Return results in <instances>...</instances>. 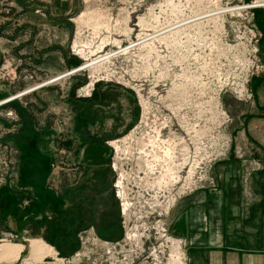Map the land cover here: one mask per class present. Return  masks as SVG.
<instances>
[{
    "label": "rangeland",
    "instance_id": "374dc122",
    "mask_svg": "<svg viewBox=\"0 0 264 264\" xmlns=\"http://www.w3.org/2000/svg\"><path fill=\"white\" fill-rule=\"evenodd\" d=\"M252 1L0 0V100L114 52L0 106V208L30 157L6 143L7 123L34 135L47 183L38 231L0 239L40 238L62 264H194L172 232L177 199L217 186L214 163L240 162L247 191L264 172L249 149L264 147V7L230 10ZM80 164L77 183L98 173L116 194L118 244L86 238L68 210Z\"/></svg>",
    "mask_w": 264,
    "mask_h": 264
},
{
    "label": "crops",
    "instance_id": "0c3cea01",
    "mask_svg": "<svg viewBox=\"0 0 264 264\" xmlns=\"http://www.w3.org/2000/svg\"><path fill=\"white\" fill-rule=\"evenodd\" d=\"M6 89L5 83L0 84V93H5ZM3 134H6L4 139L8 138L6 143L13 137L18 138L17 143L20 141V144L15 145L18 151L30 157L19 165L18 188L2 193L0 231L3 229L18 235L36 233L38 227L35 222L39 224L42 202H46L42 192L46 190L47 183L41 184L35 178L40 172L35 168L34 160L41 150L35 148L34 135H26L24 129L11 128L7 123ZM248 135L256 144L255 137L250 132ZM249 149L264 153V147L250 146ZM217 164L212 167L216 177L220 172L217 186L197 189L177 199L172 210V232L185 243L194 264H264V172H250L247 191L241 177L240 162H221L219 171Z\"/></svg>",
    "mask_w": 264,
    "mask_h": 264
},
{
    "label": "flooded vegetation",
    "instance_id": "af4514ba",
    "mask_svg": "<svg viewBox=\"0 0 264 264\" xmlns=\"http://www.w3.org/2000/svg\"><path fill=\"white\" fill-rule=\"evenodd\" d=\"M76 167L81 168L74 170L72 167L75 174L73 173L74 178H71L67 188L69 191V212L75 213V216L81 218V232L85 234L86 238L92 233L100 239L114 241V244H118L120 220L115 192L109 188L108 183L98 173H93L92 182L77 183L84 177L85 171L81 164ZM145 255L146 257L148 255L146 250Z\"/></svg>",
    "mask_w": 264,
    "mask_h": 264
},
{
    "label": "bare ground",
    "instance_id": "6f19581e",
    "mask_svg": "<svg viewBox=\"0 0 264 264\" xmlns=\"http://www.w3.org/2000/svg\"><path fill=\"white\" fill-rule=\"evenodd\" d=\"M250 6L264 7V0H261V1L259 0V1L253 2ZM234 8H237V7H233L231 9H234ZM146 38L147 37H144L145 40L144 39H140V40L146 41L147 40ZM134 43H136V42H134ZM137 44H138V42H137ZM123 48L125 49V47H123ZM121 50H122V48H121ZM112 55H114V52L102 54V55H99L93 59L87 60L76 68L67 70L63 73H60V74L54 76L53 78L49 79L48 82L58 80L62 74H67L66 72H69V74L70 73L72 74V73H74L78 70L84 69V68H86V69L89 68L92 70L94 67H97L101 61L105 60L106 58H108ZM29 91H30V89H25V91L19 92L17 96H24V95L30 93ZM12 98L13 97L11 96V97H7L3 100H0V105L2 106V104H4L7 101L12 100ZM24 250H26L27 253L24 257H21V253ZM45 260L50 261V262H47V264H62L64 261L63 258L56 256L55 250L50 245H48L47 243L42 241V239H40V238H27L24 240L23 243L11 242V241H8L5 239H0V263L1 262L17 263L19 261H23L24 264H38V263L42 264Z\"/></svg>",
    "mask_w": 264,
    "mask_h": 264
},
{
    "label": "built area",
    "instance_id": "2783aa9c",
    "mask_svg": "<svg viewBox=\"0 0 264 264\" xmlns=\"http://www.w3.org/2000/svg\"><path fill=\"white\" fill-rule=\"evenodd\" d=\"M253 2H256V1H252L250 3H246V4H243V5L237 6V8H234V9H231V10H240V9H246V8H253L254 6H250ZM66 73L67 74H62L60 77H64V76H67V75L71 74V73L69 74V72H66ZM60 77H59V79H60ZM51 82H53V81H51ZM51 82H48V81L39 82V83H36V84L32 85L31 87H28L27 89H30L29 92H33V91H35V90H37V89H39V88H41V87H43V86H45L47 84H50ZM23 91H25V90H23ZM23 91H21V92H23ZM17 95H18V93L15 94L14 96H12L13 97L12 99L17 98V97H21V96H17Z\"/></svg>",
    "mask_w": 264,
    "mask_h": 264
},
{
    "label": "trees",
    "instance_id": "16d2710c",
    "mask_svg": "<svg viewBox=\"0 0 264 264\" xmlns=\"http://www.w3.org/2000/svg\"><path fill=\"white\" fill-rule=\"evenodd\" d=\"M46 243V242H45ZM57 253V252H56Z\"/></svg>",
    "mask_w": 264,
    "mask_h": 264
},
{
    "label": "water",
    "instance_id": "95a60500",
    "mask_svg": "<svg viewBox=\"0 0 264 264\" xmlns=\"http://www.w3.org/2000/svg\"><path fill=\"white\" fill-rule=\"evenodd\" d=\"M43 264H45V263H43Z\"/></svg>",
    "mask_w": 264,
    "mask_h": 264
}]
</instances>
